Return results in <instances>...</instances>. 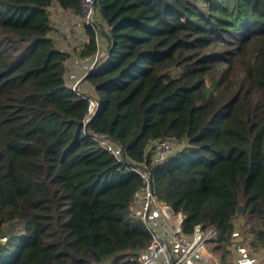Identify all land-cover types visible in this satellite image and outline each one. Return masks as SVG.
Listing matches in <instances>:
<instances>
[{
	"label": "trees",
	"instance_id": "1",
	"mask_svg": "<svg viewBox=\"0 0 264 264\" xmlns=\"http://www.w3.org/2000/svg\"><path fill=\"white\" fill-rule=\"evenodd\" d=\"M54 3L82 15L81 0H0V264H140L153 233L134 166L182 233L215 229L222 262L238 213L264 248V0H96L76 44L87 57L106 39L84 76L99 102L87 122L50 34ZM167 138L181 146L156 164L149 145Z\"/></svg>",
	"mask_w": 264,
	"mask_h": 264
},
{
	"label": "built area",
	"instance_id": "2",
	"mask_svg": "<svg viewBox=\"0 0 264 264\" xmlns=\"http://www.w3.org/2000/svg\"><path fill=\"white\" fill-rule=\"evenodd\" d=\"M95 1L96 0H81L82 15L80 16V22L78 23L79 26L82 27L83 25L90 24L93 27H97L95 19ZM84 40L88 41V36H85ZM96 40L98 46L93 57L94 65L103 59L105 55L103 50L104 46L99 45L98 36H96ZM102 50L103 52L101 53ZM75 87L79 94L88 98L85 117V122H87L97 112L99 102L96 98V94L93 95L78 91L77 84ZM94 136L99 138L107 149L119 159H125L118 147H116V145L104 135L94 134ZM172 142V139L168 138L157 139L149 145V148L152 150L154 163H162L175 152L178 145L174 148ZM133 168L139 173L142 180V186L136 193L135 198L140 203V208L137 210L136 214L145 221L153 233V238L150 244L142 251H139L140 264H153L150 262L148 254L156 253L162 254L166 258L164 264H212L213 259L211 256L208 257V255H205L202 249H207L211 243L213 244V240L216 238L215 229L211 226L201 227L200 225H196L193 232L184 234L180 230V225L173 228L165 215L168 212L162 214L160 211L162 205H159L156 202L151 172L142 166H134ZM244 222L245 221L243 220V229L247 230L248 225L244 224ZM244 242L243 246H240V248L237 247L234 250L236 251V256L234 257L232 264H242V260H246L247 263L245 264H259L264 258V248L254 251L249 246L248 240L246 242L245 239ZM169 249L172 253L173 259L170 257Z\"/></svg>",
	"mask_w": 264,
	"mask_h": 264
},
{
	"label": "crops",
	"instance_id": "3",
	"mask_svg": "<svg viewBox=\"0 0 264 264\" xmlns=\"http://www.w3.org/2000/svg\"><path fill=\"white\" fill-rule=\"evenodd\" d=\"M50 9V18H51V22H52V30L50 32L51 37L54 40V43L57 47L63 49V50H67L70 52V56L66 61V80L68 83V78L69 81L71 82L72 80L75 79H71L70 78V73L72 75H74V78L76 77H81L84 80V76L86 74V72L91 69L93 67V57L94 55L91 56H87V57H81L79 56L76 51H77V46L75 45L73 47V49L68 48V46H66V39L68 40V38L70 39H74L73 43H78L80 41H82L85 38V34L83 32V28L81 26H79V22H80V16L74 14L71 10H61V7L57 4L54 3L52 5H50L49 7ZM57 15L55 16V19L52 18L53 14ZM60 20H62L61 22H59ZM64 20V21H63ZM66 20V21H65ZM55 21V22H54ZM57 25H56V24ZM69 25L70 28H67L63 34V37L58 36L59 33L57 32L58 29H64V25ZM106 43V42H105ZM74 45V44H73ZM72 56H76L77 59L74 60L75 63V69L73 71H69L70 68H68L67 66V62L68 60L72 57ZM70 61V60H69ZM78 62V63H77ZM70 72V73H69ZM73 72V73H72ZM70 84V83H68ZM140 208V203L139 201H137L135 199L134 201V210L135 212H137V210ZM161 213L165 214L168 212V210L166 209V205H162L161 206ZM169 213V212H168ZM165 214L167 216V220L170 222V225L174 228L177 225H180L181 220H182V213L178 212V213H172V214ZM160 214V215H162ZM241 221L242 219L239 218L237 221ZM239 221V222H240ZM237 223V222H236ZM243 225V223H242ZM236 229L235 228V232L232 238V242L229 245L228 249H229V254L227 256V259L225 262H222L221 258L211 249L212 247V243L210 246L207 247V249H202V251L204 252L205 255L211 256V258L213 259L212 264H232L234 257L236 256V251H234L237 247L240 248V246L244 245V241L243 239L241 240V238L239 236H237L238 232L236 233ZM148 258L150 260L151 263L153 264H164L166 258L159 253L156 254H148ZM247 263L246 260H242V264ZM259 264H264V258L260 261Z\"/></svg>",
	"mask_w": 264,
	"mask_h": 264
},
{
	"label": "rangeland",
	"instance_id": "4",
	"mask_svg": "<svg viewBox=\"0 0 264 264\" xmlns=\"http://www.w3.org/2000/svg\"><path fill=\"white\" fill-rule=\"evenodd\" d=\"M55 16H57L56 14H55V12H54V14H53V16H52V18L53 19H55ZM55 21H56V19H55ZM54 21V22H55ZM62 20H60L59 22H61ZM64 21V20H63ZM66 21V20H65ZM56 22H58V21H56ZM56 24V23H55ZM57 25V24H56ZM64 27V29H58L57 30V32L59 33V35L58 36H60V37H63V34H64V32H65V30L67 29V28H70V26L69 25H64L63 26ZM105 31V30H104ZM74 42V39H70V38H68V40L66 39V46H68V48H72L73 49V47L77 44V43H73ZM80 42H84L83 40L82 41H80ZM105 42H106V39L104 38V37H99V45L100 46H104V52H105ZM74 44V45H73ZM103 48V47H102ZM103 50L101 51V53L103 52ZM77 53V52H76ZM77 59V57L76 56H72L69 60H68V62H67V66H68V68H70V70L69 71H73L74 69H75V65H74V63H75V61L74 60H76ZM78 63V62H77ZM92 69V68H91ZM91 69H89V70H91ZM88 72V71H87ZM70 73V72H69ZM73 73V72H72ZM70 78L71 79H75V80H72L71 82L69 81V78H68V83H70V84H68V85H70L71 87H72V89L74 88L75 90H76V84H77V90L78 91H82V92H84V93H88V94H96L95 93V91L93 90V88L85 81V80H83L81 77H76V78H74V75H72L71 73H70ZM173 143V147L174 148H176V145H178V147H180L181 146V143H179V142H176V141H174V142H172ZM180 145V146H179ZM236 218H237V220L239 219V218H242L243 219V217L241 216V214L240 213H238L237 214V216H236ZM235 221L234 222V226H235V228L237 227V229H236V233L238 234L237 236H239L240 238H241V240L243 239V241L245 240V235H246V232H247V230H244L243 229V226L244 225H242V222H243V220H239V221ZM237 222V223H236ZM17 233H19V232H16V231H11L10 233H9V235H10V237H9V241H8V246H9V249L12 251L13 249H15V247H16V245L18 244V241H19V239H20V237L21 236H19V234L21 233H19L18 235H15V234H17ZM246 242H247V240H246ZM109 264V263H108ZM119 264H127V263H119Z\"/></svg>",
	"mask_w": 264,
	"mask_h": 264
},
{
	"label": "water",
	"instance_id": "5",
	"mask_svg": "<svg viewBox=\"0 0 264 264\" xmlns=\"http://www.w3.org/2000/svg\"><path fill=\"white\" fill-rule=\"evenodd\" d=\"M61 10H63V9L61 8ZM166 209L168 210L169 213H171V214L174 213L169 206H166ZM239 210H243V206L242 205L239 207ZM133 252L139 253V250H134ZM169 252H170V257L172 258V253H171L170 249H169Z\"/></svg>",
	"mask_w": 264,
	"mask_h": 264
}]
</instances>
